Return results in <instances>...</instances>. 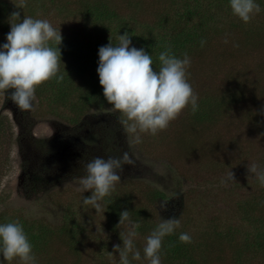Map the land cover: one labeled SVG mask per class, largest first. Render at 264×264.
I'll return each instance as SVG.
<instances>
[{
	"label": "rangeland",
	"instance_id": "374dc122",
	"mask_svg": "<svg viewBox=\"0 0 264 264\" xmlns=\"http://www.w3.org/2000/svg\"><path fill=\"white\" fill-rule=\"evenodd\" d=\"M59 2L65 3L66 9H59L58 3L33 10L35 0H26L21 19L48 20L69 43L81 38L85 48L105 46L109 29L100 26L115 29L116 22H95L84 12L81 0ZM168 4L143 0L140 9L154 21L162 7L169 9ZM118 12L122 16L131 13L126 8ZM10 15L0 8V45L7 42ZM131 25L142 29L139 24ZM240 34L241 29L229 26L220 36L232 47L254 45V39L239 44L238 38H230ZM261 36L254 37L263 38L264 45V34ZM224 55L227 52L222 49L212 55L197 53L190 59L188 82L198 105L226 91L225 86L231 84L221 87L224 78L232 81L239 76L231 73L236 71L234 67L261 69L262 57L249 54L235 62ZM252 72L254 75H248L251 82L262 87L253 90L252 83H245V99H237L228 118H196L189 104L155 135L128 132L126 116L111 107H94L78 119L71 108L54 99L57 87L53 80L48 81L44 93L35 91L33 106L27 111L10 99L12 90L0 91V224L20 222L36 264L45 263V253L55 252L54 247L42 248L47 238L69 253L67 264L76 262L78 254L81 257L76 264H120L114 245L123 247L130 223L139 225L134 245L141 259L134 260L130 254L129 260L131 264H149L143 251L146 238L169 218L179 220L180 227L175 230L191 237V249L197 247L196 264H264V248L257 247L261 239L264 246V184L248 170L252 164L264 170V69L260 77H255L257 70ZM216 75L220 79L213 81ZM137 135L139 143L135 142ZM125 152L135 160V166H123L120 182L97 202L98 209L85 205L83 200L92 191H85L81 184L86 176L84 166L96 157L119 158ZM230 171L235 181L227 179ZM245 199L250 202L244 204ZM162 201H167V210L160 209ZM238 202L244 207L238 208ZM124 210L129 211L130 221L118 225ZM212 222L218 223V232L211 229ZM172 262L176 264L175 259ZM0 264L22 262L19 258L5 261L0 254Z\"/></svg>",
	"mask_w": 264,
	"mask_h": 264
},
{
	"label": "clouds",
	"instance_id": "9594fccd",
	"mask_svg": "<svg viewBox=\"0 0 264 264\" xmlns=\"http://www.w3.org/2000/svg\"><path fill=\"white\" fill-rule=\"evenodd\" d=\"M235 16L244 23H249L253 16L261 11L255 0H229ZM22 9L26 0L16 5ZM10 31L7 42L0 45V91L12 90L10 99L23 111L33 106L35 89L38 85L58 76L62 42L61 31H57L48 20L23 17L14 11L10 15ZM19 21V22H15ZM54 42L57 47L50 46ZM206 41L201 40V46ZM227 43V40H225ZM130 35L125 32L119 35L116 46L110 42L99 48V65L97 72L99 83L103 87V95L113 108L123 113L127 120V131L130 133L150 132L152 135L164 130L175 120L181 111L191 104L192 112L198 110L197 95L188 82L187 69L191 61L187 53L183 59L177 58L169 47L159 54L160 69L154 70L153 60L143 48L130 47ZM130 122V123H129ZM135 142H140L139 135ZM124 165L135 166V160L128 152L119 158L109 157L107 160L96 157L84 167L86 176L81 179L85 191L92 195L85 197L83 203L99 208V200L109 195L115 184L120 182V174ZM250 173L258 176L264 184V170H258L256 164L248 166ZM228 180L235 181L234 173L229 172ZM167 201L159 204L160 209L167 210ZM130 221L129 211L120 213L119 224ZM138 224L130 223L127 235L122 239L123 247L114 245L119 252L120 264H130L132 259L140 260L139 250L135 249L134 238L137 236ZM180 227L179 220L169 218L162 221L146 238L145 258L149 264H162L161 248L166 235L173 234ZM182 243H191L187 233H181ZM0 254L5 261L19 258L22 264H36L30 243L23 226L19 221L0 224Z\"/></svg>",
	"mask_w": 264,
	"mask_h": 264
},
{
	"label": "trees",
	"instance_id": "16d2710c",
	"mask_svg": "<svg viewBox=\"0 0 264 264\" xmlns=\"http://www.w3.org/2000/svg\"><path fill=\"white\" fill-rule=\"evenodd\" d=\"M116 1L117 0H81L83 8L85 9L84 12L93 18L95 22L102 23L104 21L105 23L103 24L106 25H112V21L116 22L117 28L115 29L100 26L101 29H109L107 38H104V45H108L110 42L113 46L118 45L119 35H123L127 32L131 39L130 47H136L138 49L143 48L151 55L153 60L152 67L154 70L158 71L161 67L158 59L159 54L166 51L169 47L171 48L172 54L180 59H183L184 53H187L189 58L192 59L197 53H201L202 55L210 53V55H212L214 52H219L222 49L224 52H227V56H224L235 62L242 61L245 56L249 54L256 55L259 58L262 57L261 62L258 64L261 66V69L255 67L250 68L248 66H242L241 68L240 65L234 67L236 71L231 73L239 74L238 78L233 77L232 81H227L224 78L225 82L221 87L226 84L231 85L225 86L224 89L226 91L223 92L221 96L218 95L219 97L215 96L213 99L209 98L204 100L205 102L203 101L202 103L204 107L201 106L202 104L199 105L198 110L193 113L196 118L208 119L209 121H219L221 117L228 118L229 113L232 111L231 108L238 101L237 99H245V83H248V85L252 83L248 75H254L252 71L257 70L255 77H260L259 75L262 73V69H264L263 38L258 39L254 37L257 36L261 38V33L264 34V26L261 24L264 23V0H255V2L260 5L261 11L254 15L257 17L256 20L252 18L249 23H245L246 25H244V22L240 18L233 14L229 0H162L165 4L169 3L168 6L170 7L169 9L162 7L154 21L145 17L144 11H141L140 7L143 0H121L119 5H117ZM58 3L59 9L62 7L66 9L67 6L65 3L62 5L59 0H35L32 9L40 10L47 8V6L55 7ZM15 4V0L0 1V8L8 13L14 11H19L21 13L23 8H17L16 5L18 4ZM125 8L131 11V13L122 16L118 11ZM137 15L140 16V18L137 17ZM131 24H139L142 27L141 31ZM229 26L241 29V34L238 37L233 35L230 38H238L237 43L239 44L244 43V39L248 41L254 39V45L243 44L239 47L237 45L236 47H232V45L226 44L225 40L223 41L221 39L220 34ZM201 40L206 41L203 46H201ZM83 44L81 38H78L73 43H69L65 39H62L61 44L58 46L61 51V60L57 75L63 76V80L58 83L56 78L50 79L54 81L57 87L56 94L53 96L55 97L54 99L60 101V103H64L62 106L71 108L70 112L75 114V116H79L78 119L86 110L88 111L94 107L113 108V106L106 101L103 95V87L99 83V75L97 72L99 65V47L96 46V44L94 47L88 46L85 48ZM50 46L54 48L57 47L54 42L51 43ZM245 76L248 77L244 79ZM213 79V81H216L220 79V77L216 75ZM48 81L36 87L35 91L39 95L40 93H44V87L47 85ZM237 86H239L240 90L237 89ZM261 87L262 86H260L258 82L256 84L252 83L251 86L253 90ZM206 104L208 105L205 106ZM262 201L263 200H259L258 202L261 203ZM243 202H238L237 207H244V204L250 201L245 199L244 204ZM209 224L213 231L218 232L217 222ZM182 231L181 229L174 230L173 234L164 237L165 246H162L160 252L162 264H173L172 259H175L176 264L197 263V260H195L198 254L197 247L191 249L192 246L189 243L180 242L179 236ZM71 239L74 240V237H71ZM208 240L209 239H205L204 242ZM44 243L42 248H55L54 254L45 253L48 255L43 257L45 258L43 259L45 261L44 264L68 263L67 260L69 261L70 259L69 253L62 252L59 242L57 243L55 240L47 238L44 240ZM257 247L259 249L264 248L262 239L258 242ZM51 254L53 255L50 258ZM76 257L80 259L81 256L78 254ZM77 258L76 262L72 264L78 262ZM165 260H168L170 263H166ZM131 263H133V261L130 259V264Z\"/></svg>",
	"mask_w": 264,
	"mask_h": 264
}]
</instances>
